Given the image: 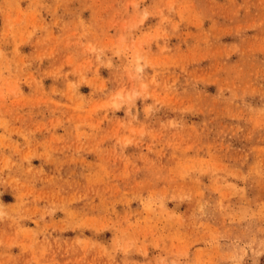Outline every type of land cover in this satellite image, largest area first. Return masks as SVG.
I'll return each instance as SVG.
<instances>
[{"label":"rangeland","instance_id":"obj_1","mask_svg":"<svg viewBox=\"0 0 264 264\" xmlns=\"http://www.w3.org/2000/svg\"><path fill=\"white\" fill-rule=\"evenodd\" d=\"M0 264H264V0H0Z\"/></svg>","mask_w":264,"mask_h":264}]
</instances>
